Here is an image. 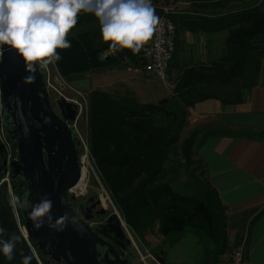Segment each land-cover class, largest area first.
<instances>
[{
  "label": "trees",
  "instance_id": "16d2710c",
  "mask_svg": "<svg viewBox=\"0 0 264 264\" xmlns=\"http://www.w3.org/2000/svg\"><path fill=\"white\" fill-rule=\"evenodd\" d=\"M226 1L229 0H210L212 5L205 6L220 9ZM166 18L174 27H186L189 31L191 28L207 34L227 31L226 54L217 64L182 69L170 95L156 104L138 103L125 89L118 98L97 90L90 92L85 114L88 158L123 226L137 236L143 228L150 230L155 223L160 238L169 246L188 233L200 243L208 264H217L228 252L226 212L207 179L204 164L195 155L196 150L192 151L194 154L190 152L195 136H200L197 149L206 138L240 137L243 133L223 126L199 130L181 146L184 191L178 194L159 180L186 124L189 108L207 99L224 106L237 105L254 85L259 61L264 59V12L241 7L209 18L190 13H171ZM66 38L71 46L57 49L60 59L50 60L60 78L107 65L138 70L143 64L140 53L131 49H121L102 61L97 60L100 53L109 50L110 42L101 39L99 21L93 13L78 14L77 24ZM193 155L202 173L189 171ZM14 212L22 227L17 209ZM12 213L0 198V227L6 230L0 239L8 240L13 234L19 237L14 259L8 261L0 253V264H21L24 256L31 257L30 264H42L34 245L17 229Z\"/></svg>",
  "mask_w": 264,
  "mask_h": 264
},
{
  "label": "water",
  "instance_id": "95a60500",
  "mask_svg": "<svg viewBox=\"0 0 264 264\" xmlns=\"http://www.w3.org/2000/svg\"><path fill=\"white\" fill-rule=\"evenodd\" d=\"M45 73L40 65L28 68L25 60L10 45L0 46V124L3 135L17 151L16 162L9 163V186L13 190L17 213L21 217L24 237L34 245L42 264H132L135 257L129 250L121 221L111 213L103 231L96 233L73 213L71 190L80 182V146L72 124L78 115L77 106L64 99L49 104L45 92ZM34 77L26 82V77ZM5 163L2 161L1 167ZM0 198L6 204L1 187ZM44 198L52 202L50 221L36 229L30 218L31 205ZM91 206L100 205L87 198ZM93 203V204H92ZM68 214L64 226L56 220ZM96 216H106L103 208Z\"/></svg>",
  "mask_w": 264,
  "mask_h": 264
},
{
  "label": "crops",
  "instance_id": "0c3cea01",
  "mask_svg": "<svg viewBox=\"0 0 264 264\" xmlns=\"http://www.w3.org/2000/svg\"><path fill=\"white\" fill-rule=\"evenodd\" d=\"M152 4L155 10L164 8ZM176 5L178 1L170 4ZM186 33L188 40L190 32ZM99 71L100 80H92L89 92L107 93L116 86L127 90L141 104H156L170 95L174 84L166 76L157 80L121 65H107ZM256 71L254 85L243 94L241 103L224 106L219 101L204 100L189 108L184 125L198 131L223 126L243 133L240 137L206 138L195 151L226 212L228 252L245 242L242 264H264V59H260ZM101 80H105L104 85Z\"/></svg>",
  "mask_w": 264,
  "mask_h": 264
},
{
  "label": "rangeland",
  "instance_id": "374dc122",
  "mask_svg": "<svg viewBox=\"0 0 264 264\" xmlns=\"http://www.w3.org/2000/svg\"><path fill=\"white\" fill-rule=\"evenodd\" d=\"M175 1H178V5L175 7L170 6V4ZM152 2H154V4L158 3L160 6L163 5V9H158L160 13L155 14L157 16H164L165 18L171 15V13H190L192 16H204L205 18H209L213 14L226 15L232 11H238L241 7L256 9L260 12H264V0H242L240 3L229 0L226 1L220 9L219 7L212 9L206 7L207 3L210 5L214 3V1L210 3V0H174L173 2L170 0H152ZM175 28L176 39L174 42L172 63H170L171 65L169 66V70L165 72L167 79L175 81L181 70L187 68L188 66L197 67L196 65L201 66L217 64L222 59L223 55L226 54L228 47V44H226L228 36L227 31H219L213 34H207L200 31L195 32L196 30L193 28H191V31L187 30L188 28L186 27L180 29L179 26H175ZM186 32H190L188 40L185 39V35L187 34ZM47 61L48 59L46 58L44 62ZM193 61L199 62L193 65ZM53 68L55 69V67L51 65L47 78L48 87L45 89L48 95L49 104L52 106L54 101L62 98L72 102L73 104L79 105V113L76 118L77 120L74 124H72V129L79 140L78 144L80 149L78 151V158L80 160L81 179L80 182L74 186L70 193V195L73 197V213L76 214L77 208L83 207V205L86 203L85 200L89 198L94 202L97 200L100 202V205L95 211L103 208L104 212L108 216L111 215V213L116 214L118 219L121 221L120 223L122 230L124 231L125 238L130 240L131 243L129 250L135 257V263L132 264H208L209 260L205 257L203 250H201L200 243L195 237L190 236L188 233H183L180 236L178 243L169 246L166 245L162 238H160L158 226L155 223H153V227L150 230L143 228L137 236L134 235L126 226H123V221L120 214L115 210V207L108 199V194L104 191L103 186H101L98 181L97 175L94 171L93 163L88 158V150L86 146V101L88 94L90 93L89 87L92 84V80H100L99 73L101 72L98 68H96L87 72L83 71L74 75L69 74L64 78H60ZM99 82H102V85L105 84V80H101ZM123 93V89L116 86L114 88H110L107 92V94L113 96V98H118ZM146 97L147 96L144 95V98ZM149 98L150 100L152 99L151 96H149ZM197 132H199L197 129L191 130V128L187 126L183 127L180 137L177 140V144L175 145L173 152H171L168 161L163 167L164 172L162 178L159 180L160 184H168L171 189L178 194L184 191L183 186L185 179L184 172L180 168V166L183 165V160L180 156L182 142H186L190 137L193 136L194 133ZM199 138V135L195 136L193 140V147L190 153L196 150V146H198L200 143ZM0 151L2 152L1 147ZM194 156L195 155H193L191 159L192 164L188 169L190 172L192 170H196L198 173H202V169H200L196 162L198 160ZM0 158L2 157L0 156ZM13 199V190L11 189L5 199L7 204L6 206L13 212L12 217L17 222L16 227L19 231H21V233H23L24 236V231L22 230V227L18 223V219L15 216L14 211H16L17 206ZM99 223H103L102 216L95 217L93 220L87 221L85 224L93 229L96 228ZM231 253L232 252L229 251L228 255Z\"/></svg>",
  "mask_w": 264,
  "mask_h": 264
},
{
  "label": "clouds",
  "instance_id": "9594fccd",
  "mask_svg": "<svg viewBox=\"0 0 264 264\" xmlns=\"http://www.w3.org/2000/svg\"><path fill=\"white\" fill-rule=\"evenodd\" d=\"M81 12L93 13L99 21L101 39L109 43V51L131 49L134 53L153 38L159 23L152 0H0V46L10 45L25 60L29 69L33 62L46 58L59 60L57 49H68L67 35L77 24ZM34 77H26L31 82ZM52 202L44 198L31 205L29 213L36 229L50 221ZM68 214L56 220L64 226ZM6 230L0 227V236ZM19 237L0 239V253L5 259H14ZM31 257L24 256L21 264H30Z\"/></svg>",
  "mask_w": 264,
  "mask_h": 264
},
{
  "label": "built area",
  "instance_id": "2783aa9c",
  "mask_svg": "<svg viewBox=\"0 0 264 264\" xmlns=\"http://www.w3.org/2000/svg\"><path fill=\"white\" fill-rule=\"evenodd\" d=\"M158 17L159 23L153 34V38L149 40V42L139 51L142 57L141 59L143 64L141 68L138 70L136 69V71H138L141 75H149L151 77H154V79L160 80L164 78L165 72L169 69L171 57H173L174 53L173 45L175 42L176 33H174L175 27L172 21L168 20L164 16ZM111 55H113L112 52L106 50L98 55V61H102L103 59ZM34 64L42 66L44 70V76L46 79V87L44 89H46L48 87L47 78L49 75L50 66L52 65L51 61L49 59L47 62H44V60L35 61ZM73 105L77 106V108L79 107V105ZM3 131L4 130L2 129L0 124V147L2 149L0 166L2 165V161L5 163V166L0 168V189L2 186H4V190L7 196V194L11 190L7 176V172L9 171L8 162H16L17 151L14 147L11 146L12 144L7 140L6 136L3 135ZM244 245L245 242H240L235 246L231 254L222 256L221 260H219L217 264H242L241 261L244 257Z\"/></svg>",
  "mask_w": 264,
  "mask_h": 264
},
{
  "label": "flooded vegetation",
  "instance_id": "af4514ba",
  "mask_svg": "<svg viewBox=\"0 0 264 264\" xmlns=\"http://www.w3.org/2000/svg\"><path fill=\"white\" fill-rule=\"evenodd\" d=\"M86 201V203L83 205V207H78L77 208V210H76V214H79V215H77V217L78 218H80V220H83V218H84V215H90V217H91V220H93L95 217H98V216H96V214H95V210H96V208L98 207H95L94 209H89V210H87V208H89L90 206H91V203L90 202H88V200H85ZM93 203H94V201H93ZM92 203V204H93ZM73 210H74V205H73ZM72 210V211H73ZM74 212V211H73ZM75 214V215H76ZM103 217V223H99L98 224V226L96 227V228H93L92 230H94L96 233H99L100 231H103V225H104V223H106V220H107V217H108V215H106V216H102ZM91 220H88V221H91ZM85 222H87V221H85Z\"/></svg>",
  "mask_w": 264,
  "mask_h": 264
}]
</instances>
